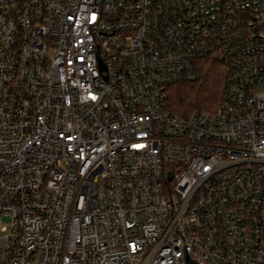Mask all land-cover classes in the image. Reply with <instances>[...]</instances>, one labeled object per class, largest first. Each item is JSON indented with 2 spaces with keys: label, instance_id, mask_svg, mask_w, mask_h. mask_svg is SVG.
<instances>
[{
  "label": "built area",
  "instance_id": "2783aa9c",
  "mask_svg": "<svg viewBox=\"0 0 264 264\" xmlns=\"http://www.w3.org/2000/svg\"><path fill=\"white\" fill-rule=\"evenodd\" d=\"M187 258L264 264V0H0V264Z\"/></svg>",
  "mask_w": 264,
  "mask_h": 264
},
{
  "label": "trees",
  "instance_id": "16d2710c",
  "mask_svg": "<svg viewBox=\"0 0 264 264\" xmlns=\"http://www.w3.org/2000/svg\"><path fill=\"white\" fill-rule=\"evenodd\" d=\"M225 82L226 67L217 61H205L197 80L171 87L170 107L175 113L185 117L197 110L212 111L213 106L217 109L219 105L216 107V104L222 99Z\"/></svg>",
  "mask_w": 264,
  "mask_h": 264
},
{
  "label": "water",
  "instance_id": "95a60500",
  "mask_svg": "<svg viewBox=\"0 0 264 264\" xmlns=\"http://www.w3.org/2000/svg\"><path fill=\"white\" fill-rule=\"evenodd\" d=\"M186 261H187V264H199L197 261H194L190 258H187Z\"/></svg>",
  "mask_w": 264,
  "mask_h": 264
},
{
  "label": "rangeland",
  "instance_id": "374dc122",
  "mask_svg": "<svg viewBox=\"0 0 264 264\" xmlns=\"http://www.w3.org/2000/svg\"><path fill=\"white\" fill-rule=\"evenodd\" d=\"M170 91H171V87H170V89H169ZM220 103L219 102H217V104H216V107H217V105H219ZM215 106H213L212 107V109L211 110H214L215 108H214ZM214 108V109H213Z\"/></svg>",
  "mask_w": 264,
  "mask_h": 264
}]
</instances>
